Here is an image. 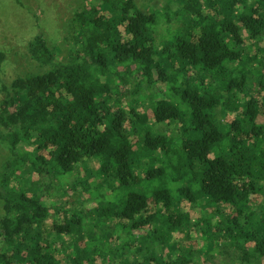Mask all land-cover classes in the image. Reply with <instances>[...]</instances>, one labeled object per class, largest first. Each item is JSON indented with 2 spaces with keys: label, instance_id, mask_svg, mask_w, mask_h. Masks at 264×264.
<instances>
[{
  "label": "trees",
  "instance_id": "1",
  "mask_svg": "<svg viewBox=\"0 0 264 264\" xmlns=\"http://www.w3.org/2000/svg\"><path fill=\"white\" fill-rule=\"evenodd\" d=\"M98 1L2 86L0 264H264V0Z\"/></svg>",
  "mask_w": 264,
  "mask_h": 264
},
{
  "label": "rangeland",
  "instance_id": "2",
  "mask_svg": "<svg viewBox=\"0 0 264 264\" xmlns=\"http://www.w3.org/2000/svg\"><path fill=\"white\" fill-rule=\"evenodd\" d=\"M99 3L98 0H0V54L5 57L0 70V101L5 96L3 85H10L17 76L43 70L29 51L28 43L42 33L48 44L55 48L58 59L67 57L72 43V25L75 14L85 5ZM141 6L155 9L164 14L166 7L174 11L178 8L177 0H138ZM172 22L171 30L175 32L177 25ZM186 23H182L185 27ZM179 26V23H178ZM159 39H169L170 30L165 23L164 15L158 27ZM71 38V39H70ZM256 48V47H255ZM259 122H264L260 117ZM159 128L164 129L163 126ZM7 151L0 144V173L2 163L7 159ZM92 169L98 164L91 163ZM189 209V205L183 206ZM0 207V214H1Z\"/></svg>",
  "mask_w": 264,
  "mask_h": 264
}]
</instances>
